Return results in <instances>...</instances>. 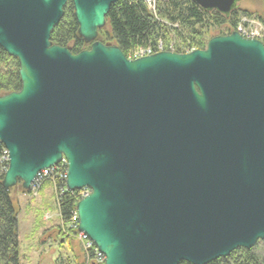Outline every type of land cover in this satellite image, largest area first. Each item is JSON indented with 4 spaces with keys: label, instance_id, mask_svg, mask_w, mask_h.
Masks as SVG:
<instances>
[{
    "label": "water",
    "instance_id": "95a60500",
    "mask_svg": "<svg viewBox=\"0 0 264 264\" xmlns=\"http://www.w3.org/2000/svg\"><path fill=\"white\" fill-rule=\"evenodd\" d=\"M120 0H0V47L21 89L0 95L3 185L29 193L66 159L78 229L105 264H209L264 240V43L130 59L98 40ZM229 14L237 0H194ZM72 2L73 53L51 40Z\"/></svg>",
    "mask_w": 264,
    "mask_h": 264
},
{
    "label": "trees",
    "instance_id": "16d2710c",
    "mask_svg": "<svg viewBox=\"0 0 264 264\" xmlns=\"http://www.w3.org/2000/svg\"><path fill=\"white\" fill-rule=\"evenodd\" d=\"M261 2V12L234 9L225 14L215 9H203L194 0H159L156 13H153L144 0H120L112 5L106 17V26L99 31V40L106 45L119 46L127 56L139 47H157L159 42L163 43L164 50L169 51H172L174 43L173 50L180 53H184L185 48L204 49L212 36L227 35L235 31L244 15L255 16L264 25V0ZM78 28L73 4L69 2L62 20L52 32L51 40L54 44L78 53L90 47L79 35ZM212 30L214 33H211ZM19 69L18 59L0 47V95L21 89ZM5 150L0 142V264H20L18 199L14 197L13 188L7 190L3 185L8 167V161L3 159ZM47 182L55 184L56 189L52 196L43 194L37 214L38 224L44 223V216L55 209L60 219L57 230L62 236L61 246H64L65 242L62 240L67 241V238L72 237L69 235L68 225L80 199V191L62 193V183L52 177L45 180L42 189ZM29 194L32 196L31 190ZM258 243L250 250L239 248L228 257L209 264H264V251H260ZM82 252L83 260L68 256L64 257L62 264H94L85 260L86 253Z\"/></svg>",
    "mask_w": 264,
    "mask_h": 264
},
{
    "label": "rangeland",
    "instance_id": "374dc122",
    "mask_svg": "<svg viewBox=\"0 0 264 264\" xmlns=\"http://www.w3.org/2000/svg\"><path fill=\"white\" fill-rule=\"evenodd\" d=\"M235 9L258 13L263 10V4L261 0H237ZM211 33L214 31L212 30ZM211 33L210 35H212ZM55 186V184L47 182L43 189L41 186L37 194H32L34 198L29 193H23L20 187H18V191H15L14 188V197L18 199L20 264H62V260L68 256L72 258L76 256V260L83 259V257L81 259L77 256L79 255L77 242L72 243L73 250H70L68 244L60 246V237L62 236L57 230L59 214L55 209L49 212L48 216L47 214L44 216V223L38 224L37 214L38 209L41 208L43 194L52 196L56 189ZM62 241L65 242L64 239ZM261 241L258 243L260 251H264V243Z\"/></svg>",
    "mask_w": 264,
    "mask_h": 264
},
{
    "label": "built area",
    "instance_id": "2783aa9c",
    "mask_svg": "<svg viewBox=\"0 0 264 264\" xmlns=\"http://www.w3.org/2000/svg\"><path fill=\"white\" fill-rule=\"evenodd\" d=\"M147 4L150 11L156 13L157 9V2L159 0H144ZM255 23V25H254ZM236 31L240 32L246 38H257L263 41L264 43V25L260 22L259 19L255 16H248L244 15L241 18V21L237 25ZM172 51H174V43L171 46ZM164 50L163 43L159 42L157 47H153L151 45L145 47H139L134 49L129 53L128 58L135 59L147 55L154 54L158 51ZM189 48H185V52H190ZM4 160L8 161V153L7 150L4 151ZM67 171H68V164L66 159H63L59 164L42 169L37 177L35 178L34 182L32 183L31 192L32 194H37L40 190L41 186L45 182V180L49 177L56 178L62 183V187L60 191L69 192L66 188V179H67ZM80 199L84 197L88 192V188L80 189ZM79 199V200H80ZM79 218L77 214V210L75 209L70 223L68 225L69 229L68 232L72 237L78 239L82 244V250L85 251L86 256L85 260L92 261L94 264H105L106 256L97 248L95 243L88 237V235L84 232L79 231Z\"/></svg>",
    "mask_w": 264,
    "mask_h": 264
},
{
    "label": "crops",
    "instance_id": "0c3cea01",
    "mask_svg": "<svg viewBox=\"0 0 264 264\" xmlns=\"http://www.w3.org/2000/svg\"><path fill=\"white\" fill-rule=\"evenodd\" d=\"M47 216H48V214H47ZM58 219H59V217H58ZM48 220H50V218H48ZM59 221H60V219H59ZM58 227V226H57ZM46 228H49V227H46ZM77 242L78 243V245H79V248H78V251H79V255H77V256H79L81 259H82V257H83V252H82V244H81V242L78 240V239H74V238H72V237H70V238H67V241H65V243H64V246H66L67 244L69 245L68 247H70V250H73V245H72V243L73 242ZM62 242H64V241H62ZM61 246V245H60ZM81 252V253H80ZM83 260V259H82Z\"/></svg>",
    "mask_w": 264,
    "mask_h": 264
},
{
    "label": "flooded vegetation",
    "instance_id": "af4514ba",
    "mask_svg": "<svg viewBox=\"0 0 264 264\" xmlns=\"http://www.w3.org/2000/svg\"><path fill=\"white\" fill-rule=\"evenodd\" d=\"M98 40H99V37H98Z\"/></svg>",
    "mask_w": 264,
    "mask_h": 264
}]
</instances>
